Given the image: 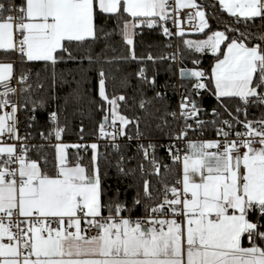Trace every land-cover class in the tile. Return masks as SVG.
Segmentation results:
<instances>
[{"label":"snow or ice","instance_id":"6c2138e0","mask_svg":"<svg viewBox=\"0 0 264 264\" xmlns=\"http://www.w3.org/2000/svg\"><path fill=\"white\" fill-rule=\"evenodd\" d=\"M218 3L236 24L241 20L245 24L264 21V0ZM180 9H195L194 14H187L188 19L198 18V31L206 35V39L185 40L184 44L196 53L210 51L216 62L210 74L198 67V60L193 61L196 67L179 70L181 78L194 79L190 89L186 87L181 93L179 113L168 114L183 120V127L169 134L176 143L167 147L173 163L182 168L180 178L171 187L165 185L164 198L157 203L147 178L160 173L156 145H138L151 172L145 170L143 161H138L136 168L128 167L133 158L121 151L117 138L139 140V118L133 120L120 113L119 102H126L127 97L110 98L107 94L108 72L122 69L104 65L129 60L142 64L176 61L174 53L138 57L134 36L138 28L162 27L163 35L170 37L166 22L173 19L179 26L173 17ZM100 19H115L116 28L107 30L98 23ZM117 29L129 54L109 58L106 52ZM177 34L183 36L184 32ZM0 50L18 53L22 63L44 62L51 67V75L45 79L50 80L52 95L39 100L26 97L23 103L24 110L31 104L33 122L37 109L46 108L50 101L63 99L66 107L80 98L81 81L69 79L71 72L58 74L56 66L67 61L82 65L87 60L90 67L81 71L95 70L98 74L99 110L109 106L99 125V136L111 141L117 175L126 179L139 171L143 177L142 182L129 186L135 191L131 205L119 198V188L115 196L105 200L96 143L73 145L92 150L88 166L82 159L70 162L69 146L57 143L52 169L42 168L28 155L30 134H19L16 114L21 105L10 99L18 92L31 93L30 73L22 72L17 79L20 87H12L13 65L0 63L4 89L0 92V264H264V119L247 118L249 105L264 106V34L257 36L231 25L212 31L196 0H22L19 5L16 0H0ZM92 65L99 67L93 69ZM137 77L142 86L155 91L153 99L164 97V92L156 91L161 87L156 76L149 79L145 67L139 68ZM37 81L36 89L44 90L39 74ZM64 87L68 91L60 97L58 90ZM202 92L216 97L228 119L217 108L211 112L216 119H201L207 110L194 97ZM225 98H238L240 104L231 109ZM146 103L142 99L139 107L145 108ZM60 110L58 105L48 112L53 127L47 137L54 136L57 141L64 132L59 126ZM133 124L136 134L128 136L126 129ZM207 124L215 127L217 139L189 137L190 132L202 131ZM236 125L245 131H236ZM5 135L16 143L6 142ZM40 135L47 138L43 132ZM139 207L145 214L134 218L132 213Z\"/></svg>","mask_w":264,"mask_h":264},{"label":"trees","instance_id":"16d2710c","mask_svg":"<svg viewBox=\"0 0 264 264\" xmlns=\"http://www.w3.org/2000/svg\"><path fill=\"white\" fill-rule=\"evenodd\" d=\"M17 3H22V0H16ZM196 3L201 5L205 11L209 20L212 31L224 30L225 25H231L239 27L241 31H248L257 36L264 34V21L257 19L254 23L249 22L245 24L241 20L240 24H236L234 17H231L225 10L221 8L218 0H196ZM98 23L106 25L107 30L111 31L116 28L115 19H100ZM169 22H166V26ZM134 36L135 52L138 57H146L149 53L154 57L161 55H168L169 43L171 39L163 35L162 27H154L149 29L147 27L138 28L135 30ZM207 34H211L205 29ZM187 33L179 37V47L181 55V65L183 67L194 66L193 61L198 60V66L202 67L206 73L210 74L211 68L216 56L210 53H196L194 50L189 49L185 44V38ZM192 37L201 39L206 38L205 33L191 34ZM112 47L106 52L107 57L112 56H126L129 54V48L123 41L117 29L110 41ZM112 49H115L113 52ZM99 48L96 49L99 52ZM81 55L83 52L81 51ZM1 58L10 59L13 62V73L17 77H20L22 72L30 73L29 83L33 85L31 93H20L11 96V100H17L20 107V130L22 134H30L28 139L31 141H37L31 144L29 147L28 155L33 160H37L41 167L45 170H51L55 161L56 148L49 142H39L41 140L40 133L47 134L53 127L50 121H48V112L56 110L57 106H61L59 126L64 128L62 137L64 140H92L98 136L99 125L103 121L104 116L109 108L107 104L104 105L105 111L99 110V84L98 74L95 70L82 72L81 69H88L90 66L87 60L81 65L73 61H67L66 63H59L56 66V72L64 73L69 79L75 77L76 80L81 81L80 89L81 94L79 99H73L66 107L64 106V100L50 101L49 105L43 109H37L35 112V121L31 120L33 113L31 112V104H29V110H24L23 103L26 97L39 100L41 98L47 99L52 95L49 91L50 80H46V77L51 75V67L44 64V62H21V58L18 53H5L1 52ZM93 69L98 68L99 65H92ZM105 68L115 69L121 68L122 71H110L107 74L106 80V92L111 98L112 96L123 95L127 97L126 102H119V111L122 115L128 116L130 119L135 120L139 118V131L148 138L152 139L155 148V155L159 162H161L160 173L158 175H150L147 178L150 179L153 187V196L155 202L162 201L164 197V187L168 185L173 186L177 179L180 177V167L178 164L173 163L169 153L163 147V143L170 139V135H174L178 130V120L173 119L170 115L171 112H175V107L170 104L172 99L176 72L175 66L170 60L158 61L152 63L145 61L143 64L139 61L129 60L127 63L104 65ZM145 67L149 79L155 75L159 86L156 91H162L165 93L163 98L153 99L155 97V91L149 89L147 86H142L140 80L137 77L139 68ZM37 74L40 75V81L45 83L44 90L36 89L35 85L37 81ZM181 93L185 92V88L191 87L194 83V79L182 78L180 79ZM166 85H173L174 87H164ZM183 85V87L181 86ZM20 85H18V88ZM75 87V85H73ZM68 91L67 87L58 90V95L64 97ZM199 106L206 109V113H201V118L204 120L216 119L211 112L213 108H217L223 113V118L228 119L227 113H224L223 108H219L218 101L214 95L210 92H202L199 97H194ZM147 101L145 108L141 109L139 103L141 100ZM225 102L231 109H234L240 104L238 98H225ZM264 117V106H258L255 104L249 105L248 116L249 120H258ZM110 118V117H109ZM241 120L245 117L243 114L240 116ZM165 121L167 123L165 124ZM31 125V126H29ZM242 125H236V129H241ZM83 128V132H81ZM128 129L134 131L136 126L129 125ZM192 136L214 137L216 136L215 127L212 124H207L202 131L195 133L191 132ZM121 151L128 157L133 159L129 163L128 167L136 168L138 161H143L145 170L151 172V165L143 159L142 151H138V147L131 143H120ZM35 146V147H33ZM69 161L74 163L77 159H82L84 166H88L91 161L92 150L90 148H76L70 147L67 150ZM47 161V163H45ZM115 164V153L112 147H106L101 153H99V165L101 173L104 177V188L107 195L105 200L109 196H115L116 189L119 188L121 200H127L131 205L132 199L135 196V191L129 186L134 182H142L143 177L140 176L137 171L136 176L122 178L118 177ZM167 165V167H164ZM148 203H152L151 201ZM136 213H145L143 207H139L133 211ZM132 213V214H133ZM106 214V213H105Z\"/></svg>","mask_w":264,"mask_h":264},{"label":"built area","instance_id":"2783aa9c","mask_svg":"<svg viewBox=\"0 0 264 264\" xmlns=\"http://www.w3.org/2000/svg\"><path fill=\"white\" fill-rule=\"evenodd\" d=\"M170 2L174 3V0H170ZM17 5H19V3H17ZM189 12H192L194 14L195 13V9H180L178 15L175 16V17H173L174 19H177L178 20L179 26H177V24H174L173 23V19H169L168 20L169 24L167 25V27L169 28V30L172 32V35L170 37L167 36V37H169L171 39V41L169 43V53L168 54H173L174 53L177 56V60L176 61H171L174 64V66H175L176 81H175L174 93H173L172 99L170 101V104L175 107V110H176L175 112H177V113H179V103H180V99H181V90H180V83L179 82H180V79H182L181 76H180L179 70L181 68H189V69H192L193 67H196L197 66V65H194V66H191V67H189V66L188 67H183L181 65V55H180V47H179V37H180V35H178L177 33L179 31H181V30L184 33H189V32H193L195 29L198 28V18L194 17L192 20H189L188 19V16H187V14ZM198 67H200V66H198ZM200 68H202V67H200ZM14 77L15 78L11 81V86L18 88L17 77L15 75H14ZM3 90H4L3 89V84H0V92H2ZM12 101L13 102H18L17 100H12ZM8 110L10 111V109H8ZM16 118H17V121H18L17 128L19 130V134L21 136H24V134H22L21 133V130H20V110L17 112ZM260 119H264V117H261L258 120H260ZM177 120H178V123H179L178 124V129H179V128L183 127V120H181V119H177ZM110 122H111V118H109V123ZM107 130L108 131H111L112 129L109 127ZM236 131H241L242 132V131H245V129L242 127L239 130L236 129ZM126 132H127V135L128 136H135L136 129H134V131H130L128 129V127H127ZM140 133L142 134V132H140ZM45 137H47V134H45ZM189 137L191 139H193V140L194 139L212 140V139H217L218 138L217 136H214V137H203V136H200V135H198V136H192L191 135V132L189 133ZM232 138H235V134L234 133H233ZM4 140L6 142H8V143H16L15 141L8 139L7 135L4 136ZM36 142L37 141H31V140L27 139V144L29 146L31 144L36 143ZM39 142H49L53 146H55L57 143H64V142H66V143L71 144L70 147H73V145H85V146H87V145H91L93 143H96L98 145V149H97L98 153H101L103 151V149H105L106 147H111V141H110V139H108V138H101L99 136V133H98V136L95 139H92V140H86V139H83V140H64L63 137L61 136V140L60 141H57L54 136H51V137H47V138H42L41 137V140ZM117 142L118 143H122V142L131 143V144H134L136 147H138L139 144H143L145 146H147L149 143L154 144V142H153L152 139L146 138L143 134L141 135V138L139 140H137V139L128 140L126 137H119V138H117ZM175 143H176V141L174 139H169V140H167L166 142L163 143V147L168 152V150H167L168 145L175 144ZM177 146L178 147H181V148L184 147L183 144H178ZM29 149H30V147H29ZM152 151H153L152 149H149L150 154H151ZM179 167H180V171H181V165H179ZM160 168H161V166H160ZM168 196H169V198H171V193H168ZM144 214L145 213H136V214L133 213L132 215L135 218V217L143 216ZM91 234H95V233L93 232ZM245 241L247 242L246 239H245Z\"/></svg>","mask_w":264,"mask_h":264},{"label":"crops","instance_id":"0c3cea01","mask_svg":"<svg viewBox=\"0 0 264 264\" xmlns=\"http://www.w3.org/2000/svg\"><path fill=\"white\" fill-rule=\"evenodd\" d=\"M219 31H221V30H219ZM195 33H199L198 28L195 29L193 32L187 33L189 35H187V37L185 38V40L198 41V40L206 39V38L197 39V38L192 37L191 34H195ZM1 52H3V50H0V63H11L13 65V62L10 59L1 58ZM203 53H210V54H212L210 51H205ZM215 62H216V60L214 61L213 65L215 64ZM194 140H196V139H194ZM63 144L68 145L69 146L68 148H70V146H71V144L66 143V142H64ZM68 148L66 149V151L68 150ZM181 168H182V166H181ZM243 244H244L245 247L248 246V243L245 240H244Z\"/></svg>","mask_w":264,"mask_h":264},{"label":"water","instance_id":"95a60500","mask_svg":"<svg viewBox=\"0 0 264 264\" xmlns=\"http://www.w3.org/2000/svg\"><path fill=\"white\" fill-rule=\"evenodd\" d=\"M185 69H189V68H185Z\"/></svg>","mask_w":264,"mask_h":264}]
</instances>
